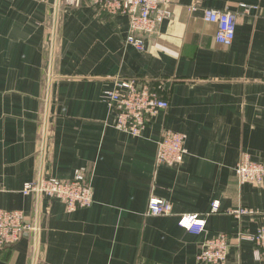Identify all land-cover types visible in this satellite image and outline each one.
I'll return each instance as SVG.
<instances>
[{
	"label": "crops",
	"instance_id": "crops-1",
	"mask_svg": "<svg viewBox=\"0 0 264 264\" xmlns=\"http://www.w3.org/2000/svg\"><path fill=\"white\" fill-rule=\"evenodd\" d=\"M166 7L170 17L138 51L125 43L127 17L89 0H0V207L38 226L0 250V264H206L196 255L218 234L229 240L224 264H261L249 238L259 217L228 211H264V180L240 183L234 171L242 154L264 163V0ZM207 8L236 13L230 45L216 42ZM119 79L147 81L168 102L138 135L116 129L104 101ZM168 130L184 136L185 153L157 164ZM81 169L93 190L88 208L21 192ZM151 196L170 201L172 214L147 215ZM190 213L205 232L178 226Z\"/></svg>",
	"mask_w": 264,
	"mask_h": 264
},
{
	"label": "built area",
	"instance_id": "built-area-1",
	"mask_svg": "<svg viewBox=\"0 0 264 264\" xmlns=\"http://www.w3.org/2000/svg\"><path fill=\"white\" fill-rule=\"evenodd\" d=\"M64 3L78 4L81 0H62ZM111 15H125L128 20V32L125 43L138 51L143 50L144 40L153 34L159 24L170 17L166 7L169 0H89ZM246 7V6H242ZM202 18L215 24V40L230 45L235 37L237 15L230 10L203 9ZM104 101L115 107L113 126L131 135H138L146 122L159 111L168 107L166 99L161 97L149 82L134 79H119L112 88L103 92ZM184 136L179 132L166 131L156 144L155 162L173 165L182 161L184 156ZM234 171L240 183L261 184L264 180V163L253 160L248 154H242ZM23 195L34 193L60 200L68 211L90 207L93 190L85 169L75 173L70 180L38 178L26 182ZM218 202L211 204V212L218 211ZM172 204L168 200L149 197L146 214L159 216L172 214ZM235 217L251 215L259 217L256 231L250 236L255 244L254 254L264 264V211L240 207L228 211ZM179 227L192 233L205 232V219L198 214H181L177 217ZM38 226L28 222L19 209L0 207V250L18 242L23 237L37 233ZM229 240L225 234L207 236L200 245L196 259L206 264H224L229 250Z\"/></svg>",
	"mask_w": 264,
	"mask_h": 264
}]
</instances>
